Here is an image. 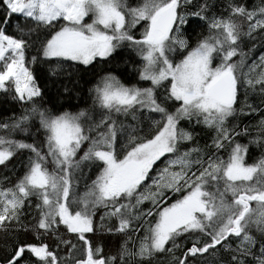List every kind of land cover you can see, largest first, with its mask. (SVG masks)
I'll use <instances>...</instances> for the list:
<instances>
[{
    "label": "snow or ice",
    "instance_id": "6c2138e0",
    "mask_svg": "<svg viewBox=\"0 0 264 264\" xmlns=\"http://www.w3.org/2000/svg\"><path fill=\"white\" fill-rule=\"evenodd\" d=\"M0 93V264H264V0H0Z\"/></svg>",
    "mask_w": 264,
    "mask_h": 264
},
{
    "label": "trees",
    "instance_id": "16d2710c",
    "mask_svg": "<svg viewBox=\"0 0 264 264\" xmlns=\"http://www.w3.org/2000/svg\"><path fill=\"white\" fill-rule=\"evenodd\" d=\"M249 6H251L253 3L256 2V0H247ZM122 69L117 70V74ZM87 86H85V91H86ZM20 107L19 105H15L12 101L6 100L4 95L0 93V118L7 117L12 115L13 112L19 113L20 112ZM16 138H21L19 134H17ZM203 142V141H202ZM244 142V141H242ZM260 155L259 151L255 147L250 148V155L248 157L249 162H252L255 158H257ZM98 219V217H97ZM110 237L106 239L105 243L108 244L110 243Z\"/></svg>",
    "mask_w": 264,
    "mask_h": 264
}]
</instances>
